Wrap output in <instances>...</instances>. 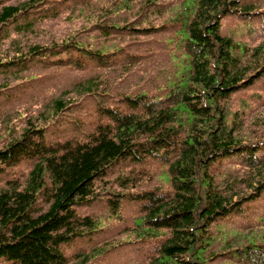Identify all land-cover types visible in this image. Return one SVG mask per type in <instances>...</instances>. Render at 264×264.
Masks as SVG:
<instances>
[{
	"label": "trees",
	"instance_id": "1",
	"mask_svg": "<svg viewBox=\"0 0 264 264\" xmlns=\"http://www.w3.org/2000/svg\"><path fill=\"white\" fill-rule=\"evenodd\" d=\"M132 1L114 0L109 8L129 9ZM240 2H180L167 18L170 28L176 27L177 38L168 37L174 46L172 73L162 82L126 90H114L105 82L109 87L102 90L101 75H95L77 84L80 93L94 96L101 90L94 103L97 118L84 134L80 130L66 139H51L46 127L32 123L0 147V173L24 160L31 162L24 179L12 177L0 184V261L91 264L102 247L67 252L73 241L90 236L100 225L98 218L79 213L77 206L109 194L106 202L112 213H118L125 195L140 203L137 236L159 239L147 264H212L220 255L211 248L212 225L243 211L245 203L264 191V135L244 138L238 121L230 120L227 106L236 92L260 78L264 83V40L249 47L220 31L222 19L238 12ZM56 8L54 0L2 4L0 31L25 13L57 17ZM107 21H98V26L111 36L108 47L92 49L80 40L50 51L34 44L28 54L18 56L34 59L53 54L57 64L69 62L72 52L80 51L73 58L76 65L96 62L106 70H132L145 57L128 45L139 33L148 34L155 27L140 28L133 21L107 26ZM75 103L55 97L50 113L56 117ZM150 158L164 166L166 181L152 184L155 173L144 164ZM128 161L142 166L121 172L112 181L106 179L115 166ZM219 166L229 168L220 182L213 171ZM256 223L264 229V207ZM244 238L229 253L238 256L240 264H264V232L250 231Z\"/></svg>",
	"mask_w": 264,
	"mask_h": 264
},
{
	"label": "rangeland",
	"instance_id": "2",
	"mask_svg": "<svg viewBox=\"0 0 264 264\" xmlns=\"http://www.w3.org/2000/svg\"><path fill=\"white\" fill-rule=\"evenodd\" d=\"M25 0H0L2 4H17ZM114 0H63L58 3L55 11L57 17H45L44 13L31 12L23 14L10 22L0 31V147L18 136L28 125H41L48 130L49 138L66 139L69 136L84 134L86 129H92V123L97 118L94 114V103L100 98L101 90L96 95L80 93L77 84L95 75H101V89L109 84L118 89H130L136 84L160 83L162 77L172 73L171 52L173 45L169 41L176 39L175 26L167 18L179 8L182 0H133L129 9L115 12L109 8ZM238 12L227 14L221 21L220 31L241 45L253 47L264 40V0H241ZM107 19V26L125 21L135 22L137 27L155 28L148 34H140L128 48H132L142 57L141 62L132 70L116 68L115 70L100 68L96 62L76 65L81 52H72L69 62L54 63L55 55L22 59L21 53L28 54L30 46L39 44L50 51L58 46L72 45L76 41L85 42V47L102 49L110 45L109 38L101 31L100 20ZM166 25L165 30L160 26ZM52 48V49H51ZM71 51V48L67 52ZM28 52V53H27ZM66 52L64 56H66ZM178 56H181L179 50ZM25 57V55H24ZM42 58V59H40ZM127 71V72H125ZM109 75V76H105ZM109 77V81L106 78ZM109 82V83H105ZM260 95V96H258ZM64 96L75 104L62 114L52 117L50 108L55 97ZM105 97V96H104ZM229 118L238 121V131L246 139L264 135V83L263 78L243 90L233 94L228 102ZM235 115V117H233ZM46 122V124H45ZM77 123H81L80 129ZM241 125V126H240ZM77 131V132H76ZM154 171L152 184H160L167 180L163 175L164 166L153 158L147 159ZM142 164L121 162L115 166L106 177L114 179L121 172H127ZM31 162L24 160L16 166L9 167L0 173V184L7 179L21 177L24 179ZM218 182L227 176L228 166L213 169ZM168 186L167 183H165ZM110 187L111 185H107ZM113 189L122 191L120 188ZM126 192V190L124 191ZM101 195L91 202L77 206L81 214H91L100 220V225L93 234L77 239L67 248L70 254L75 249L90 250L94 246L104 250L94 255L91 264H147L155 252L158 238H143L137 236L135 222L142 214L140 203L128 196L122 197L118 213H112L106 202V196ZM245 209L221 218L211 227L212 251L220 254L212 264L241 263L238 256L229 250L245 240L250 231H263L256 222L264 207V191L252 202L245 203ZM257 211V212H256ZM259 212V213H258ZM138 222V221H137ZM253 223V224H252ZM164 238V236H163ZM240 239V240H239ZM239 240V242H238ZM229 253V254H228ZM0 264H11L0 261Z\"/></svg>",
	"mask_w": 264,
	"mask_h": 264
}]
</instances>
